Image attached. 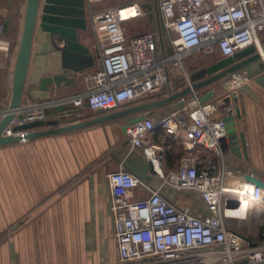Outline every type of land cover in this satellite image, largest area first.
I'll return each mask as SVG.
<instances>
[{
	"label": "built area",
	"instance_id": "obj_1",
	"mask_svg": "<svg viewBox=\"0 0 264 264\" xmlns=\"http://www.w3.org/2000/svg\"><path fill=\"white\" fill-rule=\"evenodd\" d=\"M10 1L0 0L2 51L11 46L3 26ZM104 1L86 0L99 65L85 74L87 90L62 102L78 108L75 116L80 118L86 117L85 107L112 109L153 94L166 97L179 92L192 86V72L201 65L195 59L231 56L251 45L259 48L263 39L264 0H157L171 44L170 50L164 44V53L158 29L129 34L125 28L129 20L150 14L148 5L154 0H118L100 6ZM129 6H135L137 14L125 18L122 10ZM191 61L198 64L194 69ZM252 77L243 67L224 80L218 96L202 101L201 90L192 89L182 98V107L157 119L147 115L127 126L132 148L142 150L163 182L154 187L124 168L107 174L119 264H264V187L244 176L236 185L230 184L235 174L225 163L232 150L226 117L237 118L239 94ZM4 99L7 108L0 110V119L9 111L11 94ZM53 104L23 102L4 134L27 140L29 129L17 126L45 120V109ZM159 130L183 146L180 167L168 173L162 168L165 142L154 137ZM166 184L177 191L199 193L208 215L198 216L190 206L169 199L162 193ZM135 189L150 193L136 199ZM230 198L248 199L255 208L244 216L232 214L226 207Z\"/></svg>",
	"mask_w": 264,
	"mask_h": 264
},
{
	"label": "crops",
	"instance_id": "obj_2",
	"mask_svg": "<svg viewBox=\"0 0 264 264\" xmlns=\"http://www.w3.org/2000/svg\"><path fill=\"white\" fill-rule=\"evenodd\" d=\"M22 1H10L6 11L5 19L11 17L12 22L4 36L11 46L7 51L0 50V110L7 108L4 97L12 93L23 22L22 12L17 15V5ZM20 7L23 9L22 5ZM90 29L82 33V41L97 58L95 65L74 74L73 83L62 82L60 87L56 86L51 98L45 99L54 103L49 108L61 106L65 97L87 90L85 74L99 65L93 47L94 33ZM35 44L38 46L37 38ZM35 61L36 54L31 70ZM42 67L49 68L46 59ZM245 68L253 77L239 94L240 112L233 121L239 142L232 144L225 161L235 174L229 179L232 185L248 174L264 180V57ZM50 74L52 72H46L47 76ZM211 88L201 89L202 96ZM223 90L218 88L215 97ZM156 98L159 96L153 94L112 109L136 106ZM24 102L32 103L28 97ZM175 107L176 101L151 110L149 115L157 119ZM95 112L85 107L87 116L84 118ZM55 115L52 113L47 118L53 119ZM128 118L0 146V264H119L107 174L124 168L154 187L163 182L142 150L132 148L124 128ZM154 137L165 142L163 171L177 170L184 156L182 144L161 130L155 132ZM168 150L175 153L172 161L166 158ZM149 193L135 189L134 197L143 198ZM162 193L181 206H190L198 216L205 217L209 213L197 192L177 191L166 184Z\"/></svg>",
	"mask_w": 264,
	"mask_h": 264
},
{
	"label": "water",
	"instance_id": "obj_3",
	"mask_svg": "<svg viewBox=\"0 0 264 264\" xmlns=\"http://www.w3.org/2000/svg\"><path fill=\"white\" fill-rule=\"evenodd\" d=\"M154 6L160 45L164 53V31L157 0H154ZM11 22V17L4 20L5 33L9 31ZM22 23V33L13 69L9 111L0 119V146L22 141L21 136L5 135L4 130L14 119L26 97L31 101L50 99L52 90L56 86L60 87L62 82L73 83L76 79L74 74L92 68L97 61L90 48L82 41V33L89 28L86 0H25ZM36 38L38 46L35 44ZM63 41L64 44L61 45ZM34 54H36V61L31 70ZM262 57H264V38L261 40V48L251 45L237 51L234 55L201 64L192 72V86L189 85L166 97L158 95L159 98L120 110L98 109L89 118L75 116L79 109L74 106L61 105L45 109L47 116L55 113V118L26 123L17 126L16 129H29L25 138L31 139L129 117L124 124L126 129L128 125L145 118L157 107L174 101L177 102L178 107H182L184 105L182 98L188 96L192 89L201 90L212 87L200 99L206 101L214 98L218 88L223 87L224 80L231 73ZM45 59L49 68L42 67ZM46 72H52V74L47 76ZM19 117L22 115L20 114ZM233 118V116H227L226 120L228 127L232 126L229 128L230 139L236 140L231 144H237L238 133ZM246 179L257 186L264 187V180L257 176L248 174ZM261 238H263L262 235Z\"/></svg>",
	"mask_w": 264,
	"mask_h": 264
},
{
	"label": "rangeland",
	"instance_id": "obj_4",
	"mask_svg": "<svg viewBox=\"0 0 264 264\" xmlns=\"http://www.w3.org/2000/svg\"><path fill=\"white\" fill-rule=\"evenodd\" d=\"M118 0H106L104 1L100 6H111L115 3H117ZM23 6V9L22 7H20V5L18 6L17 5V8L19 7V11L17 12V15H20L23 14L24 16V11H25V0L22 1V4ZM149 10H150V14H148L147 16H144V17H137L135 19H132V20H129L128 22H126L125 24V28L127 30V32L129 34L131 33H139V32H142V31H145V30H157V19H156V15H155V6H154V3L150 2L149 5ZM154 8V12H152V9ZM23 10V11H22ZM23 20V19H22ZM88 21H89V28L88 30L90 31V27H91V22H90V18H89V14H88ZM23 25V23H22ZM22 25H21V29H22ZM262 37H263V34H262ZM164 44H166L167 47H169V50H170V40L168 39V37L165 35V32H164ZM217 57V56H216ZM215 58H204L203 56H200L199 58V61H201V64L203 63H208L210 61H213ZM202 59L203 62H202ZM194 61V59H193ZM195 61H198L197 59H195ZM199 63V62H198ZM198 64H195V62H190L189 66H190V69H194L195 66H197ZM194 67V68H193Z\"/></svg>",
	"mask_w": 264,
	"mask_h": 264
},
{
	"label": "bare ground",
	"instance_id": "obj_5",
	"mask_svg": "<svg viewBox=\"0 0 264 264\" xmlns=\"http://www.w3.org/2000/svg\"><path fill=\"white\" fill-rule=\"evenodd\" d=\"M122 14L125 16V18H131L135 16L137 14L135 6H129L127 8H124L122 10ZM259 48H261L260 45H259ZM226 207H227L228 212L239 215V216H244L247 214V212H249V210L254 209L255 205H252L250 203V200L245 199V198H242V199L230 198L227 202Z\"/></svg>",
	"mask_w": 264,
	"mask_h": 264
},
{
	"label": "trees",
	"instance_id": "obj_6",
	"mask_svg": "<svg viewBox=\"0 0 264 264\" xmlns=\"http://www.w3.org/2000/svg\"><path fill=\"white\" fill-rule=\"evenodd\" d=\"M90 115V114H89ZM87 116V115H86ZM167 152V151H166ZM175 156V153H173V151H169L166 153V158L167 159H170V161H172L174 159Z\"/></svg>",
	"mask_w": 264,
	"mask_h": 264
}]
</instances>
